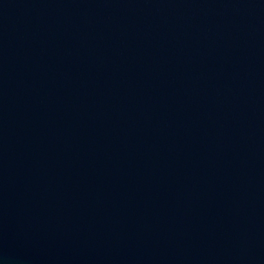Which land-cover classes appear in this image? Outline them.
<instances>
[{"label": "water", "instance_id": "obj_1", "mask_svg": "<svg viewBox=\"0 0 264 264\" xmlns=\"http://www.w3.org/2000/svg\"><path fill=\"white\" fill-rule=\"evenodd\" d=\"M0 264H264V0H0Z\"/></svg>", "mask_w": 264, "mask_h": 264}]
</instances>
